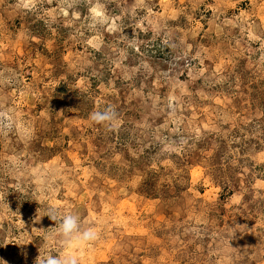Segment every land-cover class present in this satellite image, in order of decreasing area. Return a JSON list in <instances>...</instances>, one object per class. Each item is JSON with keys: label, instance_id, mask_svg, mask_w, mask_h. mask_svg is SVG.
Listing matches in <instances>:
<instances>
[{"label": "rangeland", "instance_id": "rangeland-1", "mask_svg": "<svg viewBox=\"0 0 264 264\" xmlns=\"http://www.w3.org/2000/svg\"><path fill=\"white\" fill-rule=\"evenodd\" d=\"M49 209L81 264H264V0H0V264Z\"/></svg>", "mask_w": 264, "mask_h": 264}, {"label": "clouds", "instance_id": "clouds-1", "mask_svg": "<svg viewBox=\"0 0 264 264\" xmlns=\"http://www.w3.org/2000/svg\"><path fill=\"white\" fill-rule=\"evenodd\" d=\"M5 119V127L10 128L11 120L6 117ZM89 119L96 125L115 127L119 116L117 111L109 106L103 110L93 111L90 113ZM48 216L52 221H55L56 235L68 251L61 255L51 253L39 255L36 264H81V257L75 250L95 244L100 239L98 228L94 225L83 224L80 215L75 212L58 215L55 209H49Z\"/></svg>", "mask_w": 264, "mask_h": 264}]
</instances>
